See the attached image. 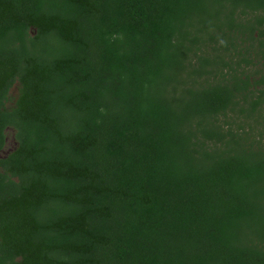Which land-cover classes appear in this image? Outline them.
Returning a JSON list of instances; mask_svg holds the SVG:
<instances>
[{
  "label": "trees",
  "instance_id": "obj_1",
  "mask_svg": "<svg viewBox=\"0 0 264 264\" xmlns=\"http://www.w3.org/2000/svg\"><path fill=\"white\" fill-rule=\"evenodd\" d=\"M8 130L0 264H264V0H0Z\"/></svg>",
  "mask_w": 264,
  "mask_h": 264
},
{
  "label": "rangeland",
  "instance_id": "obj_2",
  "mask_svg": "<svg viewBox=\"0 0 264 264\" xmlns=\"http://www.w3.org/2000/svg\"><path fill=\"white\" fill-rule=\"evenodd\" d=\"M10 96L12 99H14V97L16 96V87L14 90H12ZM6 135V145L4 150L0 154L1 157H5L16 149V141L14 139L13 132L11 130H8L6 132Z\"/></svg>",
  "mask_w": 264,
  "mask_h": 264
},
{
  "label": "clouds",
  "instance_id": "obj_3",
  "mask_svg": "<svg viewBox=\"0 0 264 264\" xmlns=\"http://www.w3.org/2000/svg\"><path fill=\"white\" fill-rule=\"evenodd\" d=\"M221 43H223V41Z\"/></svg>",
  "mask_w": 264,
  "mask_h": 264
}]
</instances>
